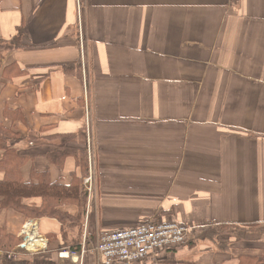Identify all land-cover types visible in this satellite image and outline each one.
<instances>
[{"label": "crops", "instance_id": "0c3cea01", "mask_svg": "<svg viewBox=\"0 0 264 264\" xmlns=\"http://www.w3.org/2000/svg\"><path fill=\"white\" fill-rule=\"evenodd\" d=\"M21 28L26 48L0 59V122L23 115L13 146L26 182L32 170L81 177L75 157L59 167L49 155L55 135L83 133L93 233L156 220L193 239L222 225L262 234L230 235L223 251L220 236L194 240L160 264H240L243 243L264 247V0H0V40ZM0 222L17 234L36 223L50 247L38 254L64 264L56 220L7 210Z\"/></svg>", "mask_w": 264, "mask_h": 264}, {"label": "trees", "instance_id": "16d2710c", "mask_svg": "<svg viewBox=\"0 0 264 264\" xmlns=\"http://www.w3.org/2000/svg\"><path fill=\"white\" fill-rule=\"evenodd\" d=\"M23 36L24 29L21 28L18 36L10 41L0 40V43L4 42L6 44L7 52L23 49L26 48L23 43ZM5 52L0 51V58L4 56ZM64 70L66 72L80 73V69L73 67H65ZM4 118L10 123L7 125L5 122H0V175L3 176L0 180V213L12 210L19 215L21 214L26 220H56L62 226L61 236L63 238V245H60L58 249L80 252L81 239H78L79 241H72L71 243L67 242L66 228L67 223L74 224L84 219L86 211L87 197L83 191L82 180L88 174V153L85 149L86 139L83 133L55 135L51 140L59 139L60 141L51 142L55 146V150L49 155L51 162L59 167H63L69 157H75L77 165L81 169V177H78L76 174L73 175L72 182L66 185L61 182H53L48 172L32 170L31 180L26 182L23 178L22 169L27 164L29 158L20 154L13 146L17 142L26 141V139H23L16 132L14 127L16 120L23 119V115L18 111L13 112L8 109L4 113ZM32 199H40L41 205L26 203L27 200ZM66 206L77 207L78 213L72 215L63 209ZM231 227L233 226L222 225L215 229L204 231L196 237V240L216 242L217 238ZM239 227H243L240 229L242 231L246 230V235H254L260 232L257 230L258 227L254 225H242ZM1 228L0 250L8 253L15 246L22 244V238L17 239L14 235L6 232L5 228ZM15 239L17 240V245L14 243ZM242 258L240 260L241 262L243 260V263L251 259V257ZM43 259L42 261L35 260L34 262L28 260L11 262L4 259L3 264H57L54 260L47 259V257Z\"/></svg>", "mask_w": 264, "mask_h": 264}, {"label": "built area", "instance_id": "2783aa9c", "mask_svg": "<svg viewBox=\"0 0 264 264\" xmlns=\"http://www.w3.org/2000/svg\"><path fill=\"white\" fill-rule=\"evenodd\" d=\"M91 177L84 179L86 191L90 190ZM25 229V244L38 250V242L44 243L46 250L47 239L37 231V225L29 223ZM190 228L178 223H160L150 220L136 227L120 229L102 234L97 245L92 249L82 244L80 253L63 250L60 259L72 260L74 264H132L140 261H150V264H160L159 255L163 251L185 245L190 235ZM37 235L33 238L30 235ZM71 261V262H72Z\"/></svg>", "mask_w": 264, "mask_h": 264}, {"label": "rangeland", "instance_id": "374dc122", "mask_svg": "<svg viewBox=\"0 0 264 264\" xmlns=\"http://www.w3.org/2000/svg\"><path fill=\"white\" fill-rule=\"evenodd\" d=\"M6 44H4V42L0 43V51L2 52H5L6 51ZM8 52L6 51L4 56H7ZM1 59V58H0ZM51 141V140H49ZM53 142H59L60 140L59 139H55V140H52ZM88 178V176H87ZM84 179H86V176L83 178L82 180V185H83V191L84 193L86 194V197H87V201H86V211H85V214H84V219H81L78 223H74V224H68L67 223V237H66V241L71 243L72 241H76L78 239H81V250H82V244L85 243L87 248H90L92 249L93 247H95L97 244V241L99 239V237L103 234L100 233V235H97L95 233H93L90 229V225L92 223H94L95 221V218L92 216L91 212H90V209H92V205H94V202L92 201H89V194H90V191L93 193L95 192V185L93 184L94 183V179H93V176L91 178V184L89 185L90 187V190L86 191V188H85V185H84ZM69 207H75V206H66L64 207L63 209H68ZM3 212L0 213V216L2 215ZM21 215V214H20ZM150 221V220H149ZM147 222V221H146ZM145 223V222H143ZM142 224V223H141ZM27 224L25 223L21 229V232L17 234V231L15 230H10L8 229L7 225H3L1 224L0 222V226L2 228H5L6 229V232H8L9 234H12L15 236V238H22L23 241H22V244L19 245V246H15L12 250H10L8 253L4 252L3 250H0V264H3V260L4 259H7L8 261H20V260H28V261H31V262H34L35 260L37 261H42L44 260L43 258L47 257V259H54L55 262L57 264H63L62 262H59L57 261L55 258L53 257H48V255H39L38 253L39 252H42V251H46L49 249V246L47 247L46 250H40L38 251L39 249L43 248L44 247V243H40L38 242L36 244V247H38L39 249L36 250L35 248H32L30 245L28 246V249H27V245L25 244V229H26V226ZM36 225V223H35ZM140 225V224H139ZM88 226H89V229H88ZM138 225H135L133 227H136ZM0 227V228H1ZM87 227V228H86ZM1 228V229H2ZM111 228V227H110ZM131 228V227H129ZM241 228L243 227H231L229 230L227 231H224L221 235H220V240L216 243L218 245V247L223 251V248H225L224 250H229L230 248V245H227V244H224L225 243V238H227L228 236L232 235V236H238L240 239H241V236H242V240L243 241H250V240H255V238H257L259 241L260 237L262 236L261 233H258V234H254V235H246L245 234V231H242L240 230ZM121 229V228H120ZM120 229H111V231H117V230H120ZM123 229H126V228H123ZM37 231H38V228H37ZM111 231H108V232H111ZM106 232V233H108ZM39 233V232H38ZM104 233V234H106ZM191 233V232H190ZM40 234V233H39ZM31 237L33 238H37V235H30ZM225 236V237H224ZM221 237H224L221 238ZM49 238V237H48ZM98 238V239H97ZM196 238V237H195ZM193 239L192 237H190V235L188 236V241H187V245L188 246H191V244L194 243V240L196 241V239ZM61 240L63 242V238L61 236ZM60 241V240H59ZM79 241V240H78ZM198 241V240H197ZM17 240L15 239L14 243L15 245H17ZM50 242L52 243H55L56 246L58 247H53V251H55L57 254L58 253V257H59V254L63 251V250H68V249H58L59 248V244L57 245V243L55 242V240L52 241V239L50 238ZM49 242V243H50ZM185 244V245H186ZM63 245V243H61V246ZM256 246V245H255ZM251 247V248H250ZM250 247H244V243L242 245V250L241 251H237L235 256L236 257H239L240 259L242 257H251L250 260L246 261L243 263V260L240 264H264V247L261 248V247H254V246H250ZM1 249V247H0ZM80 250V252H81ZM71 251V250H69ZM71 252H75V251H71ZM80 252H76V253H80ZM235 252V251H234ZM42 256H45V257H42ZM57 258V256H56ZM238 258V259H239ZM243 259V258H242ZM64 264H74L72 260H68V259H64ZM72 261V262H71Z\"/></svg>", "mask_w": 264, "mask_h": 264}]
</instances>
